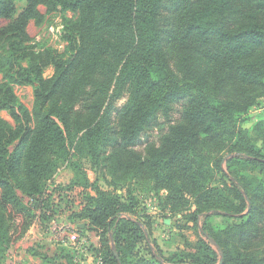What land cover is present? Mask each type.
<instances>
[{
    "label": "trees",
    "instance_id": "1",
    "mask_svg": "<svg viewBox=\"0 0 264 264\" xmlns=\"http://www.w3.org/2000/svg\"><path fill=\"white\" fill-rule=\"evenodd\" d=\"M40 5L62 13V52L33 43ZM0 19V109L14 121L0 116V264L17 216L23 233L37 209L50 221L48 187L64 166L72 178L57 188L83 189L69 220L99 236L95 263L118 264L112 234L122 264H264V178L240 171H264V120L253 137L243 127L264 100V0H0ZM17 85L34 87L32 109ZM182 101L180 118L139 150ZM144 192L159 211L187 210L198 239L170 253L154 244ZM85 253L40 255L76 264Z\"/></svg>",
    "mask_w": 264,
    "mask_h": 264
},
{
    "label": "rangeland",
    "instance_id": "2",
    "mask_svg": "<svg viewBox=\"0 0 264 264\" xmlns=\"http://www.w3.org/2000/svg\"><path fill=\"white\" fill-rule=\"evenodd\" d=\"M23 3L19 4L21 8ZM39 9L42 14L46 16L42 24H37L35 20H31L28 25V32L33 39V43H38L40 46H51L58 51H64L65 41L62 38V13L60 10L54 11L50 14H46L47 8L45 5H40ZM72 13L68 12L67 16H71ZM8 22L4 19H0V27L6 25ZM53 73L52 67L45 70V75L50 76ZM1 81V75H0ZM15 93L29 109H32L34 104V87L31 85L15 86ZM185 103L182 101L175 104L174 110L170 113V117L166 118L163 114H160L157 120L154 122L157 126L146 131L142 134L140 145L137 146L139 150L144 147L147 141H157L163 131L168 129V126L177 121L181 116V111L184 109ZM0 116L10 123L14 124L13 119L9 116L8 112L0 109ZM261 119L264 120V100L262 104L255 106L250 109L247 121L243 123V127L253 137L255 136V125ZM77 160V158L75 159ZM83 165L88 169L92 181L96 179V173L90 168V163L87 158L83 159ZM250 169H244L241 167L240 171L248 177L257 176L264 178V171L260 172L249 171ZM73 174L70 166L62 167L55 175L53 181L49 184L48 190L51 192L53 197L54 206L57 210L55 212H47L50 221L43 220L41 210H35V215L38 216L35 219V225H31L27 232L24 229L23 217L17 216L15 224L19 226L17 231L14 233L12 244L7 252L8 262L6 264H29V257L27 256V250L34 248L46 252L52 255L53 252L64 248H76L79 251L86 252L85 255L90 256V251L99 249V239L96 232L89 231L85 234L80 233V236L76 239L72 237V232L67 228L57 229L56 227H65L70 224L72 227L78 228V226L71 224L70 216L72 211L77 210L80 207L81 199L79 193L76 191L65 196L64 190L58 191L57 187H62L69 183V180ZM102 187H109V185L101 180L99 182ZM61 195L59 196V193ZM139 194V191L137 192ZM21 195V194H20ZM145 195L146 202L141 204V209L145 213V219L147 222L155 217L152 221L150 230L152 232V241L158 245L165 253H170L180 248L183 245L184 240L195 241L199 237V230L193 223L186 219L185 215L187 210H182L179 213H171L167 210L161 209L159 211L157 204L155 205L153 198L150 197V193H142ZM141 196V194H140ZM27 200V199H26ZM150 217V218H149ZM36 218V217H35ZM70 221V222H69ZM211 225L217 228L222 225H226L227 221L218 216H214L210 219ZM23 234H22V233ZM112 243L110 242L109 247ZM264 249V245H260ZM257 248V247H256ZM87 250V251H85ZM94 253V251H93ZM145 253V252H144ZM82 260H78L77 264H82ZM99 262V261H98ZM93 262L92 264H98ZM104 264V263H103Z\"/></svg>",
    "mask_w": 264,
    "mask_h": 264
},
{
    "label": "crops",
    "instance_id": "3",
    "mask_svg": "<svg viewBox=\"0 0 264 264\" xmlns=\"http://www.w3.org/2000/svg\"><path fill=\"white\" fill-rule=\"evenodd\" d=\"M89 177H90V175H89ZM71 178H72V176H71ZM70 178V179H71ZM90 179H91V177H90ZM92 180V179H91ZM69 182H70V180H69ZM82 188H77L75 191L77 192V193H79V195H80V193L82 192ZM87 193H89V194H94V192L92 191V190H90V189H88L87 190ZM81 196V195H80ZM81 201V200H80ZM34 223H36V221H34ZM33 223V225H35ZM71 224L73 223L74 225H76V223L75 222H70ZM32 225V226H33ZM31 226V227H32ZM77 226V225H76ZM79 227H84L83 226V223H80V225H79ZM31 229V228H30ZM97 235V234H96ZM97 237H98V239H99V236L97 235ZM32 249V248H31ZM31 249H28L27 250V256L29 257V261L30 260H32V263H31V261L29 262V264H49V263H45V261L43 260V258L41 257V255L40 254H47L46 252H43V251H41V250H38V249H34V250H31ZM59 251L60 250H57L56 252H53V254L52 255H54V254H58L59 253ZM48 255H50V254H48ZM8 256V255H7ZM7 260H8V258H7ZM83 261V260H82ZM81 261V262H82ZM8 262V261H7ZM6 262V263H7ZM94 262V256L92 255V253H90V256L89 255H85V258H84V261L82 262V264H92ZM77 264V263H76Z\"/></svg>",
    "mask_w": 264,
    "mask_h": 264
},
{
    "label": "water",
    "instance_id": "4",
    "mask_svg": "<svg viewBox=\"0 0 264 264\" xmlns=\"http://www.w3.org/2000/svg\"><path fill=\"white\" fill-rule=\"evenodd\" d=\"M110 239H111V243H112L111 247H112V251H113V253H114V256L116 257V259H117V261H118V264H122V262H121V260H120V258H119V253H118V251H117L116 245H115V243L113 242V236H112V234H110ZM213 243H214V245L216 246L217 251L219 252V254L222 256V252H221L220 248L215 244V242H213ZM221 260H222V259H221ZM221 260H220V263L222 262Z\"/></svg>",
    "mask_w": 264,
    "mask_h": 264
},
{
    "label": "built area",
    "instance_id": "5",
    "mask_svg": "<svg viewBox=\"0 0 264 264\" xmlns=\"http://www.w3.org/2000/svg\"><path fill=\"white\" fill-rule=\"evenodd\" d=\"M58 230L60 229H63V228H67V229H69V231H71L72 232V237L73 238H78L79 236H80V233H79V230H78V228H74V227H72V226H70V224L69 225H67V226H65V227H60V226H58V227H56ZM98 264H103V262H102V260L101 259H99V262H98Z\"/></svg>",
    "mask_w": 264,
    "mask_h": 264
}]
</instances>
